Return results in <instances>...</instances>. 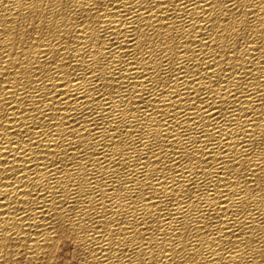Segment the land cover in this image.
Listing matches in <instances>:
<instances>
[{
	"label": "bare ground",
	"instance_id": "1",
	"mask_svg": "<svg viewBox=\"0 0 264 264\" xmlns=\"http://www.w3.org/2000/svg\"><path fill=\"white\" fill-rule=\"evenodd\" d=\"M0 264H264V0H0Z\"/></svg>",
	"mask_w": 264,
	"mask_h": 264
}]
</instances>
